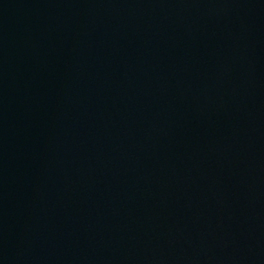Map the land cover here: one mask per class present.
<instances>
[{
	"label": "water",
	"instance_id": "1",
	"mask_svg": "<svg viewBox=\"0 0 264 264\" xmlns=\"http://www.w3.org/2000/svg\"><path fill=\"white\" fill-rule=\"evenodd\" d=\"M0 264H264V0H0Z\"/></svg>",
	"mask_w": 264,
	"mask_h": 264
}]
</instances>
